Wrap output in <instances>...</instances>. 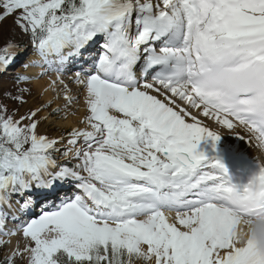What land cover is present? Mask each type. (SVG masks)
Returning a JSON list of instances; mask_svg holds the SVG:
<instances>
[{"label": "snow or ice", "instance_id": "6c2138e0", "mask_svg": "<svg viewBox=\"0 0 264 264\" xmlns=\"http://www.w3.org/2000/svg\"><path fill=\"white\" fill-rule=\"evenodd\" d=\"M28 47L43 71L0 80V251L27 242L0 264H264V162L233 182L199 119L264 149V0H0V73ZM50 71L55 96L22 112Z\"/></svg>", "mask_w": 264, "mask_h": 264}, {"label": "bare ground", "instance_id": "6f19581e", "mask_svg": "<svg viewBox=\"0 0 264 264\" xmlns=\"http://www.w3.org/2000/svg\"><path fill=\"white\" fill-rule=\"evenodd\" d=\"M34 59H37V57L35 56V54H32L30 56V58H28V61L30 60H34ZM21 67H19V70H20ZM29 73H32L34 74V77L37 76V74L41 73L43 71V68L39 65H31L29 66V69H28ZM51 75L46 77L45 79L43 80H39V83L43 84V81L46 80L48 82V84L50 83L51 80L53 79H56L57 76L59 75V73L55 72V71H51ZM69 78V77H68ZM65 79V82L66 84H68L69 86V82ZM45 81V82H46ZM71 81V79H70ZM44 82V84H45ZM47 84V83H46ZM72 85V84H71ZM40 86V85H39ZM47 87V86H46ZM71 88V86H69ZM45 88V87H44ZM44 88H42V91L44 90L46 93V96L49 98H53L54 95L52 94V90H45ZM63 88V86H62ZM48 89V88H47ZM73 93H69V95H72ZM46 97V98H47ZM45 98V99H46ZM63 98V97H61ZM57 100V99H56ZM63 100V99H62ZM58 101V100H57ZM61 101V100H60ZM60 103V102H59ZM64 104V103H62ZM82 104V106L84 107L83 105V102L81 101L79 106ZM58 105V103H57ZM75 105V104H74ZM56 107V106H55ZM82 107V109H83ZM85 109V108H84ZM79 110V109H78ZM81 110V109H80ZM80 115L79 116H84L86 111H80ZM79 117V119L81 118ZM203 117V116H202ZM208 119V117H205ZM77 119V120H79ZM83 119V118H81ZM199 119H201L199 117ZM202 121H204L205 124H207L208 126H210L212 129L216 130L217 132H219L222 137L218 143V145L216 146V148H213L212 147V142L211 140H204V141H201V144H200V149L205 151L206 154L208 155V157L210 159H213V158H219L222 160V162L226 165L227 164V159H230L231 157V152L234 150H236L237 152L245 155V156H248L250 157L251 161H253L254 163H256L257 165L260 164V161H262L260 159V155L258 154V157L256 156V152L258 153H261V155H263L262 157H264V149H262L261 147L258 146V143L257 141L255 140V138L252 137V134L248 132L247 128L243 127V126H237L235 127V129H228L226 126L218 123L216 120L212 119V118H209V120H211V122H215L217 123L221 128L225 129L228 131V133H223L220 129H218V127L216 128L214 125H212L211 123L209 122H206L204 119H201ZM76 122V118H74L73 120L72 119H69V121L67 123L71 124V123H74ZM235 123V122H234ZM71 125H75V124H71ZM76 126V125H75ZM217 126V125H216ZM260 160V161H258ZM264 162V161H262ZM40 212V209H36V213H39ZM23 219H28L27 216L23 217ZM240 227L242 228H246L245 225L241 224ZM5 239H8V237H5ZM25 237H22V232L20 235L18 236H15L12 238V243H11V246L8 247L9 248V251L11 253V251L13 249H15L16 247H18V245L21 243L22 245V242L24 241ZM27 240V238H26ZM26 243V241H25Z\"/></svg>", "mask_w": 264, "mask_h": 264}, {"label": "rangeland", "instance_id": "374dc122", "mask_svg": "<svg viewBox=\"0 0 264 264\" xmlns=\"http://www.w3.org/2000/svg\"><path fill=\"white\" fill-rule=\"evenodd\" d=\"M3 27H4V30L5 32L7 33L9 30H13L14 31V34L17 36L18 39L20 40H25L26 41V37L20 35L19 33V30L18 29H14V26H13V22L11 19H8L7 21L4 22L3 24ZM30 51H32V49L30 47L27 48L26 51L23 52V54L21 55V59L18 63H16V61L13 63V65L11 66V68L9 67L8 69H15L13 72L14 73H27L28 75H31V76H34V74L32 73H29L28 69L29 67L25 68L23 67V64L28 62V58H30L29 55H26V53H29ZM32 54L33 51H32ZM18 61V60H17ZM18 65H21L23 67V70H19V67L18 68H15L17 67ZM31 66V65H30ZM10 72H12V70H10ZM75 72V69L74 68H69V70L64 74V78H66V80L69 82V86L72 87L71 85V81L70 79L72 80V76H73V73ZM51 71L48 72L46 75H43V76H40L36 79H33L31 81V84L33 86V94L31 96H28L27 99H28V103L24 106V108L21 109V111L23 112L25 109L29 108V107H33V106H36L40 103H42L43 101H47L49 99H52V98H49L46 96V93H44L45 91L43 90L42 91V88H44L45 90H50V89H47V85H48V82L46 80L43 81V84L39 83V80H43L45 79L46 77L50 76L51 75ZM13 77L14 75H11V76H8V75H4V72L3 73H0V80L3 81V85H4V88H8V89H11L12 87V80H13ZM69 77V78H68ZM46 81V82H45ZM45 82V84H44ZM47 83V84H46ZM40 85V86H39ZM62 88V86H61ZM52 94L54 95V91L52 90ZM55 96V95H54ZM47 97V98H46ZM46 98V99H45ZM63 99V100H62ZM58 100V101H57ZM55 101V103L52 105L53 108H55V106H57V103L58 105H61L63 106L65 104V100L64 98H60V99H57ZM61 100V101H60ZM60 102V103H59ZM81 102V101H80ZM80 102H76V103H73L72 107L70 109H67L65 110V112H61L59 114V116H49V123L51 124L52 122H55L56 124L60 125V126H63L65 128H71L75 125H77V123L79 121H81L83 118V116H79L80 115V111H86V109H84L85 107L82 106V104L79 106ZM8 103L10 104L11 106V102L8 101ZM64 103V104H62ZM75 104V105H74ZM83 107V109H82ZM77 109H79L77 111ZM50 110L49 109H46L45 110V113L44 114H47ZM82 111V112H83ZM85 113V112H84ZM66 115V118L65 119H61V117H64ZM79 117H81L79 119ZM201 119H204L206 122H209L211 123L212 125H214L216 128L219 126L217 123L215 122H211V120H209V118H205L204 116L202 117V115L199 116ZM76 118V122L74 123H71V124H75V125H71L69 123H67L69 121V119H74ZM79 119V120H77ZM217 125V126H216ZM49 126L48 125H45L44 128H48ZM218 129H220L222 131L223 128H221L220 126L218 127ZM50 130V129H49ZM257 153V152H256ZM261 154V153H260ZM258 155V154H257ZM261 156V155H260ZM23 237V235H22ZM25 241L27 242L26 238L24 239V241L22 242V245L21 243L18 245V247H23L24 244H25ZM4 250V249H3ZM0 251V260L3 259L4 255L8 254L10 255V251H9V248H6L5 249V252L4 251ZM17 264H24L23 261L17 259ZM136 264H142V262L140 261H137Z\"/></svg>", "mask_w": 264, "mask_h": 264}, {"label": "clouds", "instance_id": "9594fccd", "mask_svg": "<svg viewBox=\"0 0 264 264\" xmlns=\"http://www.w3.org/2000/svg\"><path fill=\"white\" fill-rule=\"evenodd\" d=\"M258 234L264 239V217H259L256 221Z\"/></svg>", "mask_w": 264, "mask_h": 264}]
</instances>
